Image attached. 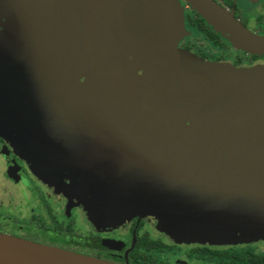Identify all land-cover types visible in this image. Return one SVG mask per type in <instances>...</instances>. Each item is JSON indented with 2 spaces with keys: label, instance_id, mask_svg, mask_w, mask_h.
I'll return each mask as SVG.
<instances>
[{
  "label": "water",
  "instance_id": "obj_1",
  "mask_svg": "<svg viewBox=\"0 0 264 264\" xmlns=\"http://www.w3.org/2000/svg\"><path fill=\"white\" fill-rule=\"evenodd\" d=\"M112 1L105 12L73 0L18 6L0 40V98L20 104V144L48 158L59 122L101 86V125L75 162L76 173L88 159L80 194L90 222L146 216L179 239H264V68L177 59L174 26L154 5ZM185 1L234 47L264 55V34L217 1ZM0 264L118 263L0 232Z\"/></svg>",
  "mask_w": 264,
  "mask_h": 264
},
{
  "label": "flooded vegetation",
  "instance_id": "obj_2",
  "mask_svg": "<svg viewBox=\"0 0 264 264\" xmlns=\"http://www.w3.org/2000/svg\"><path fill=\"white\" fill-rule=\"evenodd\" d=\"M186 2L185 0H182ZM217 1L222 7H224L228 12H232L234 17L240 21L246 28L251 30L248 26L249 18L252 13L258 8L257 17L260 16V13H264V8L261 9V6L264 5V0H215ZM115 1H111L112 5H114ZM182 2V4H183ZM192 8V7H191ZM193 9V8H192ZM260 9V11H259ZM194 10V9H193ZM195 11V10H194ZM260 12V13H259ZM261 13V14H262ZM201 19L203 21H201ZM177 20L174 18V21ZM184 23L185 28H195L199 33H201L206 40L210 42V44L214 47H218L220 49L225 48L224 43H228L230 46H233L227 39L217 33L206 21L201 18V16L195 11L194 16H184ZM175 35H178L177 38L179 39L178 42H175L174 47L179 46V48H183L184 50L193 51L194 45L196 44L195 41L191 39H187V36H182L178 33L175 28ZM252 31V30H251ZM253 32V31H252ZM255 33V32H254ZM259 35H263L257 33ZM181 35V36H180ZM192 34H190V37ZM198 40V39H197ZM176 41V40H175ZM197 45V44H196ZM198 49H195V54L200 55L206 59H212V62H206L208 64L219 65L218 62H226L225 56L223 53H214V52H207L203 50L202 46L203 43H198ZM242 53H238L235 57L230 59V66L232 68L241 69L240 67H244L247 65H243L242 63V55L243 53L248 54L249 59L252 62H255L259 58H264V55H256L250 54L240 49ZM201 53H205L202 55ZM188 57H193L191 54ZM165 56H158L154 58L152 61H149L147 68H152L158 66L163 60L165 61ZM163 61V62H164ZM162 62V63H163ZM216 62V63H215ZM215 63V64H214ZM253 65V64H252ZM248 65V66H252ZM256 65V63H254ZM7 95H4L0 98V108L3 110L0 111V175L2 176V182L8 181L9 182V190L7 193L10 195V205H12V209L10 212H5L6 216L3 220H0V232L6 233L4 230L5 228H12L22 230L21 236L19 238L31 240L34 242H38L43 244L50 240L46 231H48L47 218L50 217L53 224L58 229H71L70 221H76L80 224V227L87 229L90 227L88 221L84 222L83 215L84 213L81 209L75 207L73 205L74 196L72 193H68L67 200L64 199L63 193L59 191V185H64V182L72 183L71 187L68 189L70 191H74L77 187H74L73 180H76L77 174L79 169L75 174V162L77 158V154L75 157V162L71 164V172L66 176V168L64 163L60 164L58 167L52 166L50 168V175L55 178V182L57 184V188L50 187L47 184L42 185V181L36 178V174L41 172L45 169L43 166V153H36L30 152L26 148V144H20L23 141L22 137V129L21 122H23V112H21L20 107L14 100L15 98L9 97L10 101L7 103L6 107L9 106V110L3 107L2 100L5 99ZM26 132V129L25 131ZM19 141V143H18ZM75 149L74 145L70 146L68 150V155H70V151ZM79 150V149H78ZM65 151V149H63ZM32 159H31V158ZM53 158V155H52ZM30 159V160H29ZM43 166V167H42ZM42 168V169H41ZM62 170V171H61ZM73 172V173H72ZM3 173L5 175L3 176ZM36 178L38 181H36ZM67 178V179H66ZM47 182V181H46ZM84 182V181H83ZM41 185V187L48 193L46 197L47 200L42 203V198L39 193H37L36 188L37 185ZM62 187V186H61ZM63 187V188H64ZM85 187L83 183V188ZM73 189V190H72ZM78 192L80 190L77 189ZM82 191V190H81ZM45 199V197H44ZM7 205H9L7 203ZM65 205V209L63 208ZM58 207H62L64 212V216L62 215L63 212L59 211ZM9 213V214H8ZM61 213V214H60ZM1 214V213H0ZM39 214V215H34ZM2 216V215H1ZM24 216H29L28 219H25ZM86 219V217H85ZM62 220H67V224H63ZM27 221V222H26ZM56 222V223H55ZM141 232V230H143ZM90 232L92 229H90ZM127 231H129L130 239L132 241L131 246L126 250L124 255L122 256L121 260L118 261L114 259V256L111 254H115L117 248L115 245L113 247H107L104 245L107 240L114 239L113 233L108 234L109 230H96L91 232V235L87 237H76V244L82 246L85 245L86 242L90 241L93 243V247L97 248L100 253L94 254L95 257H98L103 260L111 261V262H118L119 264H129V261L133 258V253L136 252V248L138 247L139 241L142 239L152 240L156 245L161 246V249L154 250L155 254L157 251H173L177 250L179 247L175 243L168 244L162 241V239H153L149 234V229H146V221L143 218L134 217L127 225ZM111 232V231H110ZM7 234V233H6ZM25 234H33L34 238H25ZM35 234H39L40 237L35 236ZM38 239H37V238ZM89 237V238H88ZM39 238H42L40 241ZM92 238V239H91ZM116 239V238H115ZM180 246V245H179ZM92 247V249H94ZM91 248V247H90ZM192 250L189 252L191 255H198L199 258L203 259H211L217 261L219 264H229V260H226L221 256L219 253H227L232 254L239 260V264H264V239H257L251 241H238L230 244H218V245H209L208 243H204L203 245L193 244L191 246ZM205 251H211L213 255L210 256L209 252L206 253ZM107 252L111 254L108 255ZM217 252V254H216ZM155 257H157L155 255ZM228 258V256H227ZM133 260V259H132ZM156 264H162L158 261V257L156 259Z\"/></svg>",
  "mask_w": 264,
  "mask_h": 264
},
{
  "label": "rangeland",
  "instance_id": "obj_3",
  "mask_svg": "<svg viewBox=\"0 0 264 264\" xmlns=\"http://www.w3.org/2000/svg\"><path fill=\"white\" fill-rule=\"evenodd\" d=\"M24 1L25 0H0V40L3 38L9 26L11 25V21H13V19L15 18L18 6H20ZM73 1L75 2L76 6L80 8V10H86L85 7H89L91 9H96V10L101 9L105 12V9L107 11L109 10V8L106 7V5L112 0H73ZM182 2H183L182 0H147L146 1V3H151L152 5L156 7V9H158V12L163 15V19L164 18L167 19L169 28L171 26H174L173 30H175L176 28L179 34H181L182 36L186 35L187 39H191L192 41H195V43L197 44V45L193 44L194 50L190 52L188 50H184L183 48H179V46H177V43H176L175 48L177 50H174L173 48L172 54H174V56L177 57V59L179 58L182 59L185 55L187 56V54L188 55L191 54L193 57H190L189 62L198 63V64H201L199 62H204V63L212 62L213 63L214 62L213 57H215L216 55L211 56L210 58L212 59H206L194 53L195 49H198L199 47L198 46L199 42L203 43L202 48L205 51V53L207 52L223 53V55L225 56V59L226 57L227 59H229V60H225L226 62H218V64H221V65L227 66L228 64H230L229 62L230 59L232 60V58L235 57L238 53H242L240 49L234 46H230L228 43H224L226 47L223 49L214 47L195 28H189V29L185 28L184 16L185 15L194 16L195 11L191 8V6L187 2H183V4ZM262 8H264V5L261 6V9ZM174 11L175 13H177L175 14L177 15V20L174 21L175 25L172 23L173 22L172 13ZM256 13L258 14V8L255 10L254 13L250 15V18H249L250 21L248 23V26L253 32L263 34L264 33V13L261 12L262 14L260 13V16L258 17ZM174 33L175 31L172 32L171 37L175 38L176 40L175 42H178L179 39L177 38H180V37H178V35H175ZM190 34H192L191 37H190ZM158 42H161V40H157V41L155 40L153 43L148 45L145 48L146 52L150 51L154 46H156ZM205 53L204 54L201 53V54L205 55ZM242 59H243L242 64L247 65V66H244V67L242 66L240 67L241 69L264 68V58H259L255 62H252V60L249 59L248 54L243 53ZM254 63H256V65H254ZM248 65H252V66H248ZM139 73H142V72H139ZM100 89H102L101 86L100 87L95 86L90 91V92L94 91L93 93H91L92 95H90V97L88 96L86 100L83 101L82 103L80 104L76 103V105L74 106V109L72 110V112H70V115H68L69 113L68 112L65 118L63 119V122L60 121L59 119L60 122L58 125H61V127L60 126L58 127L57 125L53 133L54 136H52V138H50L49 140L50 150H51L49 152V157L43 160V163H44L43 166L45 167L44 170L46 172L45 171L44 173L38 172L36 174V178L40 179V182L42 181V185L47 184L50 187L52 186V187L57 188L58 186L56 182L54 181L55 178L52 176L53 174L49 175L50 168L52 166L58 167L63 162L66 168L65 173H66V176L68 177V175L70 174L68 172L69 171L71 172V164L75 162L77 151L81 146V143H82V140L85 134L88 132L89 129L96 127V126H98L97 131L99 130L101 123L98 124V122H99L100 117H102L104 114L102 113L104 104L103 103L101 104L99 102ZM5 95H7V97L2 100V105L3 107H5V109L7 108V111H8L10 105L7 107L6 105L10 101L9 97H12V96L10 93H6ZM16 103L18 104L19 102L16 101ZM18 106L20 107V104H18ZM69 117H70V121H69ZM70 138H72L71 141H70ZM73 145L75 149L73 148V150L70 151V155H68L67 149H69V147ZM63 149H65V151H63ZM36 151L37 150L33 149V152L36 153ZM52 155H53V158H52ZM87 166H88V159L84 161L83 166L81 167V169L79 170L77 174L76 180H73L74 187H77L74 191H70L68 189L72 185L71 182L70 183L64 182L65 187L63 185H61L62 187L59 185L58 189L60 192L63 193V197L66 200L68 197V193L70 192L72 193V195L74 196L73 205L81 209V211L84 213L83 215L84 222H86L87 220L88 221L87 223H89L90 227H87V229L80 227V224L75 219L74 221L69 222L71 223L70 224L71 229L69 230L68 229H64V230L58 229L53 224V221H51V218L48 217L46 219L47 220L46 226H48L49 230L46 232L50 240H48L47 242H44L43 244L47 246L56 247V248H60L63 250L79 253L82 255H87L90 257L98 258V257H95L94 254H96V252L97 253H100V252L98 251L97 248L93 247V243L88 241L86 242L85 245L84 244L82 246L77 245L75 242L77 241L76 237H82V238L87 237L88 235H91L92 231L96 232V230L101 231V230L107 229L109 230L108 234L113 233V236L116 239L114 238V239L107 240L108 242H105L104 245L110 248L113 247V245H115V248H117V251L115 252V254H111L110 252H107V253L108 255L109 254L113 255L114 259L120 261L122 256L126 252V250L129 248V246H131L132 241H133V240L131 241L130 239L129 231H127V225L134 217L126 222H112L111 224H108L107 222H96V223L90 222V219L88 218L85 212L86 207L83 201V199L85 198H83L80 192L77 191V189L80 191L83 190L84 173H85ZM4 175L5 173H3V176ZM37 179L36 181L39 182V180ZM93 180H94V170L92 168L91 173H90L91 186L94 182ZM8 190H9V182L8 181L2 182V176L0 175V213H1L0 220H3V218L5 217L6 215L5 212H10V209H12V205H10L9 203L10 195L7 193ZM36 191L37 193L41 195V197H43L41 200L42 203L47 200L46 197L48 196V193L45 191V188L43 189L41 187L40 184L37 185ZM7 203L9 205H7ZM58 208H59V211L63 212L62 215L64 216L65 211H63L62 207H58ZM63 208L65 209V205ZM34 215H39V214H34ZM28 217L29 216L27 217L24 216L25 219H28ZM139 218L145 219L146 229H149V234L153 239H162V241H164L165 243H168V244L175 243L176 245H178L179 248L177 250H173V251L167 250V251H161V252L157 251L156 252L155 255L158 257V261L161 262L162 264H219L217 261H214L211 259H203V258H199L198 255L189 254V252L192 250L191 246L193 244L203 245L204 242L193 241V238L179 239L177 237H174V235L161 231L151 222V219H149V217L145 216V217H139ZM62 221L64 225L68 223L67 220H62ZM89 228L92 229L91 232ZM4 230L7 234L14 236V237H20L22 233L21 232L22 230L20 231L18 229L12 230V228L4 227ZM143 231L144 229L141 230V232ZM25 236H26L25 238H30V239L34 238L33 234H25ZM35 236L40 237L39 234L38 235L35 234ZM41 239L42 238H39L38 241H40ZM208 244L209 245L230 244V242H222V241L215 240V241L209 242ZM92 247L94 249H92ZM114 263H118V262H114Z\"/></svg>",
  "mask_w": 264,
  "mask_h": 264
},
{
  "label": "trees",
  "instance_id": "obj_4",
  "mask_svg": "<svg viewBox=\"0 0 264 264\" xmlns=\"http://www.w3.org/2000/svg\"><path fill=\"white\" fill-rule=\"evenodd\" d=\"M201 21H203L201 19ZM159 245V244H158ZM156 245L152 240L145 239L144 241L141 239L138 243V247L136 248V252L133 253V260L129 261V264H156L155 257V249H161V246ZM206 253L209 252L210 256L213 255L211 251H205ZM217 254V252H216ZM223 256L224 259L229 260V264H239L238 258H236L232 254L227 253H219ZM228 256V258H227Z\"/></svg>",
  "mask_w": 264,
  "mask_h": 264
}]
</instances>
